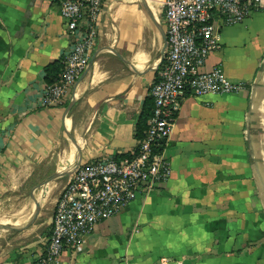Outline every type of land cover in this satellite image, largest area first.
<instances>
[{"label":"crops","instance_id":"crops-1","mask_svg":"<svg viewBox=\"0 0 264 264\" xmlns=\"http://www.w3.org/2000/svg\"><path fill=\"white\" fill-rule=\"evenodd\" d=\"M152 14L142 0H106L89 68L61 104L44 107L46 69L62 66L71 44L60 4L0 0V208L18 197L14 208L34 203L46 179L64 175L48 183L49 207L40 197L35 217L13 224L25 208L10 224L17 230L0 228V264L44 255L56 202L80 164L137 148L165 48L161 5ZM220 45L203 69L220 66L246 89L188 95L165 147L170 177L143 187L58 264H264V10L223 27ZM66 154L73 162L63 168Z\"/></svg>","mask_w":264,"mask_h":264},{"label":"built area","instance_id":"built-area-1","mask_svg":"<svg viewBox=\"0 0 264 264\" xmlns=\"http://www.w3.org/2000/svg\"><path fill=\"white\" fill-rule=\"evenodd\" d=\"M60 4L71 44L56 82L46 85L40 105L51 107L89 68L106 0H55ZM167 48L151 86L152 115L137 148L128 157H103L80 164L56 202L44 255L27 264H58L61 253L81 246L95 226L117 215L146 187L171 174L165 157L182 102L188 95L237 94L245 82L231 80L222 67L204 70L220 45L223 27L264 10V0H161ZM173 259H163V263Z\"/></svg>","mask_w":264,"mask_h":264},{"label":"bare ground","instance_id":"bare-ground-1","mask_svg":"<svg viewBox=\"0 0 264 264\" xmlns=\"http://www.w3.org/2000/svg\"><path fill=\"white\" fill-rule=\"evenodd\" d=\"M142 1H145L146 3H147V5H148V7L151 9V11L153 12V13H157V11L155 10V8L153 7V4H152V1L151 0H142ZM141 10V9H140ZM146 18V17H145ZM148 19V18H147ZM142 25V24H141ZM145 34V33H144ZM150 35V34H149ZM145 38H146V35H145ZM148 39V38H147ZM142 40V39H141ZM144 40V39H143ZM142 40V41H143ZM152 42V41H151ZM149 43V42H148ZM151 44V43H150ZM152 45V44H151ZM139 46V45H138ZM152 48V47H151ZM149 49V48H148ZM146 50V49H145ZM141 51V50H140ZM136 52V51H135ZM148 52V51H147ZM144 53V52H143ZM135 54V53H134ZM139 54V53H138ZM146 54H149V53H146ZM145 54V55H146ZM131 55V54H130ZM139 56V58L140 59H138V60H142V62L144 61V60H146L147 61V59H146V57L144 56V54H141V55H138ZM130 58H132V57H130ZM136 58V57H135ZM133 60V59H132ZM142 62H140L139 61V63H142ZM138 63V64H139ZM137 67V66H136ZM110 68V67H109ZM118 69V68H117ZM144 69V68H143ZM96 71V70H95ZM117 71V70H116ZM94 72V71H93ZM104 72V71H103ZM102 73V72H101ZM119 73V72H118ZM121 73V72H120ZM103 74V73H102ZM115 74V73H114ZM107 76V75H106ZM101 78V77H100ZM105 78V77H104ZM92 79V78H91ZM95 80H96V78H95ZM99 80V79H98ZM103 82V81H102ZM91 83V82H90ZM97 85V84H96ZM85 87V86H84ZM90 87V86H89ZM79 90V89H78ZM80 144V143H79ZM70 152V151H69ZM63 153V152H62ZM70 154V153H69ZM67 155V154H66ZM65 156V155H64ZM73 154H71V155H67L66 157H64V159L61 161V164H60V166L61 167H63V168H65L66 166H68L69 164H71L73 161ZM65 183H63V185H64ZM45 188V187H44ZM43 188V189H44ZM43 189H42V191H43ZM42 191H41V193H42ZM55 194L56 193H54V194H52V195H50L49 197H45V196H48V194H47V192H43L42 193V198H41V201H42V206H44V207H49L53 202H54V200H55ZM40 200V199H39ZM25 208H28V210L30 211V212H27L25 215H23V216H21L19 219H17L16 220V222H14L13 224H17V223H20L23 219H24V217L25 216H27V215H30V214H32L33 215V213H34V211H35V208H36V206H35V203H33L32 202V200H27V201H23V202H21L20 204H18L15 208H13V210H12V212L10 213V215H4L3 214V211H2V209L0 208V223H3V224H6V225H10L11 223H12V221L15 219V216L22 210V209H25ZM6 213V212H5ZM39 217V216H38ZM23 224V223H22ZM18 225H21V224H18ZM18 225H10V226H18ZM3 231L0 229V237L1 236H3V233H2Z\"/></svg>","mask_w":264,"mask_h":264},{"label":"trees","instance_id":"trees-1","mask_svg":"<svg viewBox=\"0 0 264 264\" xmlns=\"http://www.w3.org/2000/svg\"><path fill=\"white\" fill-rule=\"evenodd\" d=\"M62 66L59 63H53L46 69V81L48 84H52L57 81L61 72ZM153 110V99L149 100V104L145 107L137 123L136 137L142 139L147 129V123L152 115ZM122 156H116V159H120Z\"/></svg>","mask_w":264,"mask_h":264},{"label":"rangeland","instance_id":"rangeland-1","mask_svg":"<svg viewBox=\"0 0 264 264\" xmlns=\"http://www.w3.org/2000/svg\"><path fill=\"white\" fill-rule=\"evenodd\" d=\"M151 1H152L153 7L155 8L156 11H157V9H160V5L159 4L161 3V0H151ZM159 19L162 21V17H161L160 14H159ZM43 192H47V194L52 195V194L56 193V188L54 186H52V185L51 186L48 185V186H46L43 189L42 193ZM42 193H40V191H38L37 199H40V197H41L40 194H42ZM21 198H23V197H18L16 199H13L14 201L10 200L9 202L5 203V206H3V214L5 216L6 215H10V213L12 212L14 206L16 205V203H18L21 200Z\"/></svg>","mask_w":264,"mask_h":264},{"label":"water","instance_id":"water-1","mask_svg":"<svg viewBox=\"0 0 264 264\" xmlns=\"http://www.w3.org/2000/svg\"><path fill=\"white\" fill-rule=\"evenodd\" d=\"M144 3H145L146 11H147V12L153 17V14H152L150 8L148 7L147 3H146L145 1H144ZM166 48H167V38H166V36H165V48H164V51H163L162 60H163V58H164ZM63 176H64V175H63L62 173H58V174H56V175H54V176H52V177H49L48 179H46V180L42 183V185H40V188H43V186H47L49 182H51V181H53V180H56V179H58V178H61V177H63ZM33 199H34V203H35V206H36V208H35V214H34V217H35V216L39 213V210H40V203H39V201H38L35 197H34ZM34 217H33V218H34ZM0 228H6V229H10V230H17V228H14V227H12V226H10V225H6V224H0Z\"/></svg>","mask_w":264,"mask_h":264}]
</instances>
